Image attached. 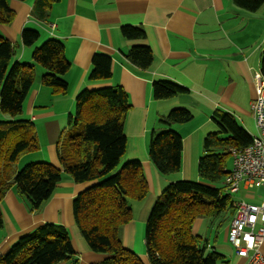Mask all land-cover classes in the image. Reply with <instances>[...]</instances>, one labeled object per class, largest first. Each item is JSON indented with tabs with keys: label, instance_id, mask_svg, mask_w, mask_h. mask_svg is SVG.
Masks as SVG:
<instances>
[{
	"label": "trees",
	"instance_id": "obj_1",
	"mask_svg": "<svg viewBox=\"0 0 264 264\" xmlns=\"http://www.w3.org/2000/svg\"><path fill=\"white\" fill-rule=\"evenodd\" d=\"M26 1V0H19ZM61 0H36L35 13L44 16ZM239 7L257 11L264 0H233ZM15 12L9 0H0V24L9 25ZM123 37L145 39L142 27L124 26ZM41 39L36 30L26 29L22 42L35 46ZM15 48L0 35V112L8 120L0 121V234L4 228L1 203L13 187L25 198L31 211H38L62 182L63 171L49 162H32L15 172L11 168L24 155L38 151L35 124L21 118L25 101L36 82L35 66L14 63ZM126 60L140 70H149L154 61L147 45L133 46ZM33 61L46 73L41 82L53 94L66 95L64 76L71 64L63 42L52 38L37 46ZM112 58L97 54L92 61L90 81L113 77ZM261 72L264 76V50ZM156 100H170L189 90L177 83L158 80L153 83ZM132 109L128 93L121 86L84 89L76 97V110L69 115V130L61 144L60 161L64 173L78 184H90L73 202L74 218L90 249L106 258L94 264H144L139 255L127 249L121 229L132 221L130 201H143L149 192L142 162L124 161L127 150L125 124ZM193 114L183 108L172 109L160 120L161 129L154 131L149 156L163 176L182 169L183 137L173 130L175 124H186ZM213 120L217 130L203 142L204 154L199 159L201 182L179 180L170 183L154 205L147 221L145 248L150 264H228L226 257L209 250V243L194 232L199 219L236 213V204L227 193L225 178L234 150L252 144V136L236 117L217 110ZM12 164V166L10 165ZM1 237V236H0ZM78 264L68 229L61 224L46 223L22 236L5 254L0 264Z\"/></svg>",
	"mask_w": 264,
	"mask_h": 264
},
{
	"label": "crops",
	"instance_id": "obj_2",
	"mask_svg": "<svg viewBox=\"0 0 264 264\" xmlns=\"http://www.w3.org/2000/svg\"><path fill=\"white\" fill-rule=\"evenodd\" d=\"M9 5L15 18L9 25L0 24V35L15 48L13 64H32L36 71V82L24 104L27 118L24 119L35 124L38 138L39 149L33 152L34 162L53 164L63 171V177L54 195L38 211L28 208L27 201L15 187L7 192L1 203L4 228L0 234V252L5 254L22 236L39 226L57 223L68 229L78 264H94L106 258L90 249L76 226L73 202L90 184H78L64 173L60 151L69 130L65 122L69 123L78 94L84 89L121 86L132 105L125 124L124 161L142 162L149 192L143 201L134 200L130 204L132 221L120 233L124 246L150 264L145 250V229L150 213L170 183L193 177L202 181L199 173H195V163H199L203 155L201 147L197 149L199 141L194 139L200 126L173 125V130L183 137L182 169L163 176L149 156L154 131L162 128L160 118L167 116L171 109L192 105L197 111L207 106L206 124L220 109L234 115L251 136L259 134L252 111L253 75L261 70L264 3L257 11H249L233 0H61L44 16L35 13L36 0H9ZM124 26L142 27L146 38L123 37L121 28ZM26 29L41 34L35 46H24L22 34ZM52 38L63 42L71 64L64 76L69 85L66 95L53 94L51 88L42 84L46 70L32 58L35 48ZM136 45L151 48L154 61L149 70L136 68L124 57ZM97 54L112 58L111 79L90 81L92 61ZM158 80L177 83L189 93L170 100H156L153 83ZM8 119L4 116V120ZM203 222L204 219L196 222L195 233H200ZM208 248L224 254L228 264H246L244 258L225 254L220 246Z\"/></svg>",
	"mask_w": 264,
	"mask_h": 264
},
{
	"label": "built area",
	"instance_id": "obj_3",
	"mask_svg": "<svg viewBox=\"0 0 264 264\" xmlns=\"http://www.w3.org/2000/svg\"><path fill=\"white\" fill-rule=\"evenodd\" d=\"M253 83L252 111L259 134L252 136L250 146L233 151L232 164L224 182L227 193L232 195L257 185L264 186V76L261 70L254 73ZM228 241L246 264H264V201L255 205L242 199L236 205Z\"/></svg>",
	"mask_w": 264,
	"mask_h": 264
},
{
	"label": "rangeland",
	"instance_id": "obj_4",
	"mask_svg": "<svg viewBox=\"0 0 264 264\" xmlns=\"http://www.w3.org/2000/svg\"><path fill=\"white\" fill-rule=\"evenodd\" d=\"M43 43H40V45H42ZM66 99H69V98H66ZM74 108L75 109L72 112L73 114L75 113V110H76V102H75ZM181 108L189 110L193 114V119L186 124L190 123V124H194L196 127L200 126V129H199L200 133L198 132V134L196 135V137L194 139L196 140L197 143L199 141V146L197 149L199 150L201 147V151H203L202 154H204V149L202 148L204 139L207 137V135L209 133L214 132L218 129L216 122L213 120L214 114L212 116H210V119L206 124L205 123L206 114H208V112L206 111L208 109L207 106L206 107H200V111H197V107L192 106V105H186V107H181ZM21 118L27 119L25 116V111L23 112ZM1 120H4V115H2L0 112V121ZM160 120H161V118H160ZM186 124H185V126H187ZM65 128L69 129L68 121L65 122ZM64 139H65V137H64ZM195 147H196V144H195ZM197 149H196V151H197ZM33 154L34 153H29V154L24 155L13 166L10 163V165L12 166L11 168H13V170H14L16 167V168H19V170H20L25 165L34 162L35 159H34ZM231 164H232V160L230 159L228 166L231 167ZM198 165H199V163H197V164L195 163V173L196 174L198 173ZM190 181L199 182L196 180V177L190 178ZM231 197L233 198L236 205L242 199L248 203L259 205L264 201V186L257 185L255 187H253L252 189H249L246 191L242 190L241 192H239L237 194H233V195H231ZM133 203H134V201H130V204H133ZM229 221H230V216L226 215V214H221L220 216L216 217L215 219L204 218V222H203L202 226L200 227L201 231L199 234L205 240L208 241L209 247L211 246L212 248H216L217 246H220L225 251V254L236 255L235 248L228 241L225 240ZM146 227H147V224H146ZM145 234H146V229H145ZM263 252H264V248H263ZM227 258H228V256H227ZM142 260H144V259H142ZM143 262H144V264H148V262L145 260Z\"/></svg>",
	"mask_w": 264,
	"mask_h": 264
}]
</instances>
